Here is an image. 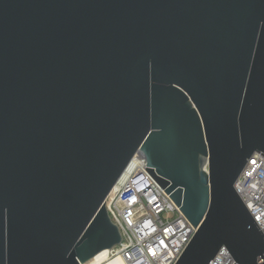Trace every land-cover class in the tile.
Instances as JSON below:
<instances>
[{
    "label": "water",
    "instance_id": "1",
    "mask_svg": "<svg viewBox=\"0 0 264 264\" xmlns=\"http://www.w3.org/2000/svg\"><path fill=\"white\" fill-rule=\"evenodd\" d=\"M255 153L264 0H0V264H126L134 157L196 228L176 264H264Z\"/></svg>",
    "mask_w": 264,
    "mask_h": 264
},
{
    "label": "built area",
    "instance_id": "2",
    "mask_svg": "<svg viewBox=\"0 0 264 264\" xmlns=\"http://www.w3.org/2000/svg\"><path fill=\"white\" fill-rule=\"evenodd\" d=\"M131 163L135 168L126 183L155 229L142 238L133 237L138 250L126 262L176 264L196 228L136 157ZM235 188L264 232V155L255 153L249 159ZM210 264H235V260L229 250L222 247Z\"/></svg>",
    "mask_w": 264,
    "mask_h": 264
},
{
    "label": "bare ground",
    "instance_id": "3",
    "mask_svg": "<svg viewBox=\"0 0 264 264\" xmlns=\"http://www.w3.org/2000/svg\"><path fill=\"white\" fill-rule=\"evenodd\" d=\"M118 183V182H117ZM126 264H127V262H126Z\"/></svg>",
    "mask_w": 264,
    "mask_h": 264
}]
</instances>
